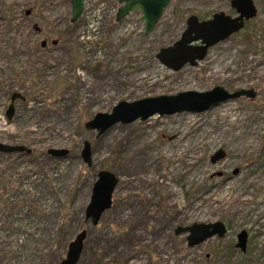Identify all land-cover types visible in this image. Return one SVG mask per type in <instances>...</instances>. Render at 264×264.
<instances>
[{"label":"rangeland","instance_id":"rangeland-1","mask_svg":"<svg viewBox=\"0 0 264 264\" xmlns=\"http://www.w3.org/2000/svg\"><path fill=\"white\" fill-rule=\"evenodd\" d=\"M253 1L257 15L242 31L174 70L160 50L191 15L235 16L231 0H173L149 34L139 11L116 20L117 0L90 2L74 23L70 0H0V143L29 150L0 152V264H60L82 230L77 264H264V0ZM218 86L256 96L119 122L100 135L85 126L120 101ZM14 93L23 98L9 119ZM61 149L67 155L49 152ZM218 150L223 158L212 161ZM101 170L119 181L94 225L86 208ZM232 176L239 192L227 189ZM216 222L225 234L195 246L189 232L176 233Z\"/></svg>","mask_w":264,"mask_h":264},{"label":"water","instance_id":"water-1","mask_svg":"<svg viewBox=\"0 0 264 264\" xmlns=\"http://www.w3.org/2000/svg\"><path fill=\"white\" fill-rule=\"evenodd\" d=\"M87 1L70 0L71 22L74 23L80 19ZM117 1L120 6L116 20L120 21L130 13L139 11L142 14L141 19L144 21L145 34H149L155 28L172 0ZM231 5L237 13L236 16H231L225 12H217L207 20H200L195 15L189 16L187 28L182 33L181 38L173 45L162 48L157 54L161 63L174 70H179L186 63L195 65L198 60L206 57L210 47L240 32L245 27L246 21L255 18L257 15L258 10L253 0H231ZM194 42L198 44H193ZM56 43L57 40H54L53 44ZM46 44L47 42L43 40L42 46H46ZM240 96L254 98L256 92L253 89H238L234 92H229L218 86L205 92L186 91L179 92L176 95L147 97L132 102L120 101L110 113H97L85 126L88 130H96L98 135H100L119 122L127 124L137 119L146 120L156 113L164 115L181 111L202 112L218 105L222 101ZM18 97L22 96L14 93L11 97L12 104L7 111L9 119L14 114L13 101ZM21 150L29 151L24 146L0 143V152L9 153ZM49 152L54 156H65L68 150H50ZM81 156L88 166L92 165L93 157L90 142H84ZM223 156L224 151L218 150L211 159L212 161H217ZM118 181L119 178L116 174L109 170H101L98 173V179L93 186L91 201L86 208V218L91 219L94 225L99 223L102 214L112 206L113 193ZM182 232H189L188 245L195 246L216 234L223 236L226 232V226L222 222L200 223L176 230L178 234ZM85 237L86 230H82L69 243L66 258L60 264H77L84 247ZM237 237V246L245 250L247 233L241 231Z\"/></svg>","mask_w":264,"mask_h":264},{"label":"bare ground","instance_id":"bare-ground-1","mask_svg":"<svg viewBox=\"0 0 264 264\" xmlns=\"http://www.w3.org/2000/svg\"><path fill=\"white\" fill-rule=\"evenodd\" d=\"M182 137V136H181ZM235 137H237V136H235ZM175 139V141H177L179 138L178 137H176V138H174ZM131 149H133V146L132 147H130ZM235 181V177L234 176H232V177H230L229 179H228V182H227V189H233V191L234 192H239L237 189H236V187H232V184H233V182ZM227 189L224 191V195L226 194V195H229L228 194V192H227ZM212 189H206L205 190V192H204V195H210L211 193H212ZM173 192L174 193H176V192H178L177 190H174L173 189ZM213 195V194H212Z\"/></svg>","mask_w":264,"mask_h":264},{"label":"flooded vegetation","instance_id":"flooded-vegetation-1","mask_svg":"<svg viewBox=\"0 0 264 264\" xmlns=\"http://www.w3.org/2000/svg\"><path fill=\"white\" fill-rule=\"evenodd\" d=\"M236 15H237V13H236ZM236 15H235V16H236ZM237 236H238V235H237ZM237 243H238V237H237ZM246 245H247V244H246ZM236 246H237V244H236ZM237 247H238V246H237Z\"/></svg>","mask_w":264,"mask_h":264},{"label":"built area","instance_id":"built-area-1","mask_svg":"<svg viewBox=\"0 0 264 264\" xmlns=\"http://www.w3.org/2000/svg\"><path fill=\"white\" fill-rule=\"evenodd\" d=\"M89 3L87 4V9H88ZM90 11H87V13H89Z\"/></svg>","mask_w":264,"mask_h":264},{"label":"trees","instance_id":"trees-1","mask_svg":"<svg viewBox=\"0 0 264 264\" xmlns=\"http://www.w3.org/2000/svg\"><path fill=\"white\" fill-rule=\"evenodd\" d=\"M247 25V24H246Z\"/></svg>","mask_w":264,"mask_h":264}]
</instances>
